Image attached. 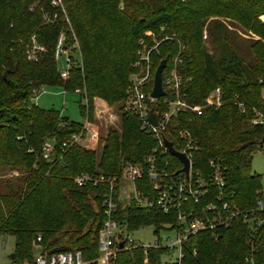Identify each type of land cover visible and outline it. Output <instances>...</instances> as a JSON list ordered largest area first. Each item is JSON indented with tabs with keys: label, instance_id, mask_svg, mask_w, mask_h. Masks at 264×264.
Segmentation results:
<instances>
[{
	"label": "trees",
	"instance_id": "trees-1",
	"mask_svg": "<svg viewBox=\"0 0 264 264\" xmlns=\"http://www.w3.org/2000/svg\"><path fill=\"white\" fill-rule=\"evenodd\" d=\"M62 3L65 13L58 10V20L45 25L43 13L57 11L50 0H0V171L20 174L16 183L0 181V236L13 238L14 258L33 263L32 245L40 237L42 249L50 254L80 251L87 264H96L97 233L105 220L102 200L108 188L77 187L74 178L82 173L118 175L125 162L137 165L157 154L158 137L171 142L177 151L186 149L192 169L206 183L212 175L209 161H214L224 178V189L238 207L255 209L261 177L252 173L251 161L264 147L258 145L264 124L255 123L256 113L264 118V24L258 19L264 15V0ZM148 31L159 43L157 53L150 56V74L155 64L165 60L164 70H175L182 80L181 100L201 106L219 87L220 106H205L200 116L181 112L163 123L157 135L143 130L137 115L123 112L120 131L108 130L98 162L93 151L80 146L61 152L60 144L83 125L58 110L35 105L33 91L48 87L76 94L79 90L83 100L79 113L91 120L94 98L114 105L129 97L138 43L153 44L145 37ZM238 32L252 33L258 39L242 48ZM60 33L77 41L81 57V66L75 68L74 62L65 80L52 55L27 62L23 48L29 36L36 34L51 49ZM150 109L162 115L168 106L157 101ZM185 131L188 139L181 135ZM49 140L55 141L52 161L41 156ZM164 161L170 168L180 166L168 155L157 163L162 167ZM116 219L129 232L153 227L155 234L175 229L176 223L174 216L134 203L124 208L119 204ZM181 250L180 264H264V221L252 230L249 223L236 219L228 228L189 236ZM171 255L167 249H149L144 254L136 248L118 252L110 264H177L163 262L164 256Z\"/></svg>",
	"mask_w": 264,
	"mask_h": 264
},
{
	"label": "built area",
	"instance_id": "built-area-1",
	"mask_svg": "<svg viewBox=\"0 0 264 264\" xmlns=\"http://www.w3.org/2000/svg\"><path fill=\"white\" fill-rule=\"evenodd\" d=\"M62 2L63 0H50L51 8L57 11L51 15L43 13L42 20L45 25H52L58 20V10H60L61 14L65 13ZM65 21L67 22L66 18ZM160 31H163V28H160ZM148 33L151 35L153 44L149 45L145 40L139 41V48L135 53L136 59L132 65L135 72L130 75L131 87L128 91V110L140 118L142 122L141 128L148 133L157 135V131L163 123L168 122L181 112L189 110L200 116L202 108L205 106L215 105L219 107L221 93L219 87L215 88L204 101L206 102L205 106L192 107L186 104L184 100H181L178 96V91L182 80L175 70L171 71L168 79L162 81V88L165 92L164 97L153 100L149 97L150 93L142 91L143 82L148 78L151 53L156 51L159 44L155 41L153 33L149 31ZM202 38L206 40V33L203 34ZM165 39H168V37H165ZM27 42L29 43L28 50L24 49V57L27 62H37L48 54L52 55L56 62L61 54L66 52V36L64 33H60L57 36L54 47L51 49L43 45L35 34L30 35ZM75 47L78 48L77 45ZM74 62L71 57L66 56L67 70L59 72L61 79L65 80L68 78ZM136 71H141V75H137ZM39 91H33L34 99L37 98ZM63 93L66 92L63 90ZM75 93L78 95L80 91L76 90ZM167 93L174 94V97L169 98ZM262 96L264 98V90ZM157 101H161L168 106V111L162 115L154 111L157 116L158 126L153 128L146 122V118L150 111V105ZM238 107L243 108L241 104H238ZM255 123L264 124V118L261 116V119L255 120ZM181 135L185 139L189 138L187 131L182 132ZM89 139L94 141L96 136L90 135L86 126L83 125L80 132L71 134L66 141L60 144V151L64 153L72 146H83L84 142ZM54 143V140H49L44 144L41 152L44 160L52 161L51 155L54 150ZM158 146V153L144 158L140 164L134 165L125 162L118 175L106 176L103 174L82 173L74 178V183L77 187L105 185L108 188V192L102 200V211L105 220L97 233L98 257L96 264H110L118 252L130 251L136 248L142 249L144 254L149 249H167L172 252L177 250L178 255L175 261L180 264L182 243L191 235L202 231L214 232L220 227L228 228L236 219H240L243 224L249 223L252 230L263 223L264 208L261 201L258 200L256 202L253 210H241L236 204L233 195L228 194L224 189V178L220 172L219 165L214 161H209L212 175L209 182L206 183L200 178L199 173L192 169L191 155L186 152V149L179 151L185 154L189 161L186 174L179 172L183 167L180 162L178 169L168 167L167 161H164L162 163L163 166L160 167L157 163L158 158L170 155L163 147L162 139L159 137ZM156 152L157 150H154V153ZM131 203H134L139 208L155 210L163 215L174 216L176 220L175 229H173L176 233L175 240L171 243L166 241L165 245L162 244L161 239L156 240L154 244L146 245L132 241L129 238L130 232L126 226L120 224L116 219L118 205L121 204L122 208H124ZM165 227L170 228L169 225ZM40 242V237H37L32 245L36 252L33 256L32 264H87L83 260L80 251L50 254L42 249ZM120 244L122 245L121 249L119 248Z\"/></svg>",
	"mask_w": 264,
	"mask_h": 264
},
{
	"label": "rangeland",
	"instance_id": "rangeland-1",
	"mask_svg": "<svg viewBox=\"0 0 264 264\" xmlns=\"http://www.w3.org/2000/svg\"><path fill=\"white\" fill-rule=\"evenodd\" d=\"M259 21L264 24V15L260 16ZM44 24V22H43ZM66 29V28H65ZM146 38H151L150 33L146 32ZM204 34V33H203ZM32 35V34H31ZM36 35V34H35ZM239 42L241 47L244 48L247 46L248 41L257 40L258 37L252 33H242L238 32ZM203 39V38H202ZM42 43V42H41ZM29 43L23 45L25 50H28ZM77 41L74 40L71 36L66 37V52H63L60 58L56 61V69L58 72H63L67 70L65 63L66 56L71 57L75 61V68L81 66V57L79 49L75 47ZM54 47V45H53ZM69 52V53H67ZM157 53V51L155 52ZM160 58L158 56L156 60ZM150 62V67H152ZM158 63L153 67V72L148 73V78L143 82L144 87L142 91L146 93L148 89H152L153 85V76ZM151 69V68H150ZM137 75H141V71H137ZM171 71L163 70L162 72V81L170 77ZM263 93V91H262ZM32 102L40 107L41 109H54L63 113L64 116L69 117V119L75 123L82 124L86 126L87 132L90 135H95L96 139L93 141L91 139L84 142L82 148L93 151L96 154L97 162L100 157V153L103 146V140L106 137L108 130L120 131V115L124 112L126 113L129 105V98L123 102H119L114 105H107L106 103L100 101L97 98L93 99V109H92V118L89 120L86 115L81 117L79 113V104L83 105V100L77 94L63 93V90L60 88H48L42 87L38 93L37 98H33ZM123 106V107H122ZM120 107H122L120 109ZM256 121L261 119V115L256 113ZM83 118V119H82ZM251 171L254 174H257L261 177V190H260V201L264 208V147L262 150H258L253 154L251 161ZM20 178L19 171H0V181L9 180L16 183ZM155 229L153 227H143L137 231H132L129 234V238L132 239L135 243L141 244H154L158 239H161L162 244L165 245L166 241L171 243L176 238V233L174 230H161L158 234H155ZM14 240L12 237H2L0 236V264H32L28 261H20L18 259H9L10 254L14 255ZM36 254V252H35ZM177 250L172 252L170 257L164 256L163 262L173 263L177 258Z\"/></svg>",
	"mask_w": 264,
	"mask_h": 264
},
{
	"label": "water",
	"instance_id": "water-1",
	"mask_svg": "<svg viewBox=\"0 0 264 264\" xmlns=\"http://www.w3.org/2000/svg\"><path fill=\"white\" fill-rule=\"evenodd\" d=\"M166 66L165 60H161L158 67L156 68L153 76V85L149 97L153 100H158L164 97L165 92L162 88V72ZM203 106L206 105V102L202 103ZM146 122L153 128L158 126L157 116L154 113L153 109H150L148 117L146 118ZM264 144V135L262 136L261 140L258 142L259 146ZM162 145L167 150L168 154L174 158H176L181 164L182 169L179 172H184L185 174L188 171L189 161L186 158L185 154L180 153L179 151L175 150L172 143L167 141L166 139L162 138ZM119 248H122V245H119ZM9 259H13L14 255L10 254L8 256Z\"/></svg>",
	"mask_w": 264,
	"mask_h": 264
},
{
	"label": "crops",
	"instance_id": "crops-1",
	"mask_svg": "<svg viewBox=\"0 0 264 264\" xmlns=\"http://www.w3.org/2000/svg\"><path fill=\"white\" fill-rule=\"evenodd\" d=\"M62 115H63V113H61ZM33 251H34V254H35V250L33 249ZM34 256V255H33Z\"/></svg>",
	"mask_w": 264,
	"mask_h": 264
}]
</instances>
